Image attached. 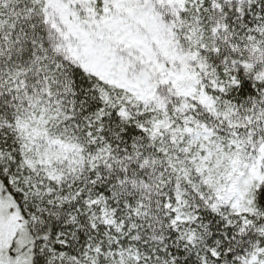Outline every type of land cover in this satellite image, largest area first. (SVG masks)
<instances>
[{
    "label": "snow or ice",
    "instance_id": "6c2138e0",
    "mask_svg": "<svg viewBox=\"0 0 264 264\" xmlns=\"http://www.w3.org/2000/svg\"><path fill=\"white\" fill-rule=\"evenodd\" d=\"M0 264H264V0H0Z\"/></svg>",
    "mask_w": 264,
    "mask_h": 264
}]
</instances>
